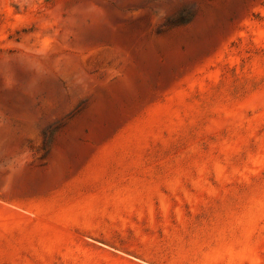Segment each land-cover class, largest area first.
Segmentation results:
<instances>
[{"label": "rangeland", "instance_id": "obj_1", "mask_svg": "<svg viewBox=\"0 0 264 264\" xmlns=\"http://www.w3.org/2000/svg\"><path fill=\"white\" fill-rule=\"evenodd\" d=\"M0 264H264V0H0Z\"/></svg>", "mask_w": 264, "mask_h": 264}]
</instances>
